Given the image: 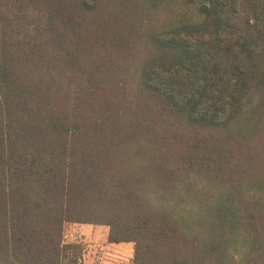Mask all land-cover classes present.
I'll list each match as a JSON object with an SVG mask.
<instances>
[{"label":"trees","instance_id":"obj_1","mask_svg":"<svg viewBox=\"0 0 264 264\" xmlns=\"http://www.w3.org/2000/svg\"><path fill=\"white\" fill-rule=\"evenodd\" d=\"M263 127L264 0H0V264H264Z\"/></svg>","mask_w":264,"mask_h":264},{"label":"rangeland","instance_id":"obj_2","mask_svg":"<svg viewBox=\"0 0 264 264\" xmlns=\"http://www.w3.org/2000/svg\"><path fill=\"white\" fill-rule=\"evenodd\" d=\"M260 135V140L254 146L249 147L246 151L253 158L258 153L264 156V127ZM250 161L256 163L251 159ZM80 225L81 224L79 223H65L63 225V244H73L78 247V249L67 250L66 260L64 261L65 263L70 264L69 261L75 258L76 260L74 264H132L133 243L126 242L125 244L119 246L116 252L111 253L109 251H106L103 255H101V253L103 252L102 246L105 244V242L102 243V240H104L103 229L108 228L102 225H94L98 226L100 231L99 237L93 239L80 233ZM87 252L89 253L87 256H85Z\"/></svg>","mask_w":264,"mask_h":264},{"label":"crops","instance_id":"obj_3","mask_svg":"<svg viewBox=\"0 0 264 264\" xmlns=\"http://www.w3.org/2000/svg\"><path fill=\"white\" fill-rule=\"evenodd\" d=\"M103 230H104L103 231V233H104V240H102L103 241L102 243L105 242V244L102 246L103 252L101 253V255H103L106 251H109L111 253L116 252L117 249L119 248V246H121L122 244H125V243H117V244H115V243H109V242H107L108 229L105 228ZM79 231H80L81 234H83V235H85L87 237L96 239L97 237H99V231H100V229H99L98 226H94V225H90V224H81L80 227H79ZM88 253L89 252H87V254L85 256H87ZM83 257H84V255H83Z\"/></svg>","mask_w":264,"mask_h":264}]
</instances>
